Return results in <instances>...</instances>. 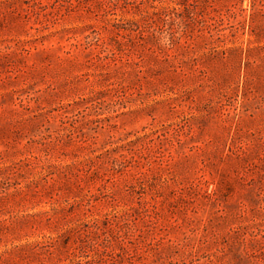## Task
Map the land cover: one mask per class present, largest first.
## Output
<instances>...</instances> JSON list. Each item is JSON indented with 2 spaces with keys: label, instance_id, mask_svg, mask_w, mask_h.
I'll return each instance as SVG.
<instances>
[{
  "label": "rangeland",
  "instance_id": "374dc122",
  "mask_svg": "<svg viewBox=\"0 0 264 264\" xmlns=\"http://www.w3.org/2000/svg\"><path fill=\"white\" fill-rule=\"evenodd\" d=\"M0 264H264V0H0Z\"/></svg>",
  "mask_w": 264,
  "mask_h": 264
}]
</instances>
